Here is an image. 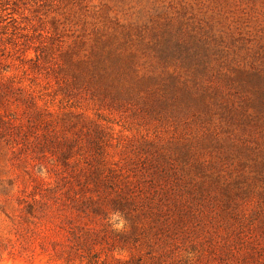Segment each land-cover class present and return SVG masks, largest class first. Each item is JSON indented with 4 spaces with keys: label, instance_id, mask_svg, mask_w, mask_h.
Instances as JSON below:
<instances>
[{
    "label": "rangeland",
    "instance_id": "374dc122",
    "mask_svg": "<svg viewBox=\"0 0 264 264\" xmlns=\"http://www.w3.org/2000/svg\"><path fill=\"white\" fill-rule=\"evenodd\" d=\"M23 92L47 144L27 156L15 130L0 133V264H66L44 253V231L24 251L7 214L23 190L81 192V157L66 171L58 142L85 124L105 130L110 166L131 181L160 182L157 165L196 195H184L191 214L176 213L177 237L149 211H69L79 242L53 239L76 245L71 264H264V0H0V113L27 130Z\"/></svg>",
    "mask_w": 264,
    "mask_h": 264
},
{
    "label": "trees",
    "instance_id": "16d2710c",
    "mask_svg": "<svg viewBox=\"0 0 264 264\" xmlns=\"http://www.w3.org/2000/svg\"><path fill=\"white\" fill-rule=\"evenodd\" d=\"M15 102L28 108L29 112L26 113L29 118L31 117L29 119L30 125L27 130H24V127L16 126L12 121L6 122L0 113V126H6L4 130L0 128V130H3L0 133L4 134V132L15 130L17 132L16 136L9 135V138L16 141V145L24 148L23 150H25L27 156L37 155V152L43 153V151H46L47 142L42 144L41 137L37 133H33L35 132V126H32V124L34 121L41 120V112L37 108L35 97L33 94L26 95L23 92L21 98L16 99ZM32 133L33 136H31ZM19 138L23 140V143L18 144ZM31 138H33L32 141ZM107 139L108 135L99 125L90 128L85 124L78 136L65 138L58 142L66 147V150L59 155L60 161L61 159L66 161L64 162L66 171L71 167L68 162L69 159L74 158L76 155L81 157L76 164V168L83 164V167L77 173L79 174L78 178L80 177L82 190L78 194L68 195L69 200L65 201L56 198V189L39 190L40 188H37L36 193L28 196H25L26 192L24 190L22 191L24 196L17 199L20 208L15 214L8 213L7 217L17 230L16 235L19 241L27 245L23 248L24 251L34 254V249L31 247L38 242L40 232L44 231L45 236L41 238V247L44 253L57 259H65L66 264H71L74 253L69 248L74 249L73 247H76V245L64 247L62 243L54 240L53 237L67 233L73 236V243L75 241L79 242L74 231L71 232L72 228L67 229L69 224L68 212L78 209H82V211L91 209L96 215H103L108 207H112L114 212L125 215L127 219L132 213L138 215L149 211L150 215L164 217L163 223H160V228L168 233L172 231V234L176 237L180 236L178 222L185 219L182 220L175 215L177 212L182 215L185 212L191 214V208L187 207L184 195H188V197L196 195L195 187L191 183L187 185V182L180 178L173 183V178L176 175L157 165L150 172L159 177L160 182L156 179L153 180L154 177L150 174L147 175V173L141 175L140 180L131 181L123 173V167L112 168L110 166ZM76 168H73V173H76ZM162 191H165L164 194ZM229 193L228 186L224 187L223 195ZM164 200L165 203L169 201L167 210L163 208L162 203H164ZM67 201H71L72 205H68ZM77 203H79L78 206H76ZM170 217L173 219L170 220ZM47 240L52 245V253H50L48 247H45ZM169 245L168 241H162L161 247L165 252L160 254V260L166 259L171 254ZM172 264H198V262L193 258H187L184 262L176 259Z\"/></svg>",
    "mask_w": 264,
    "mask_h": 264
}]
</instances>
